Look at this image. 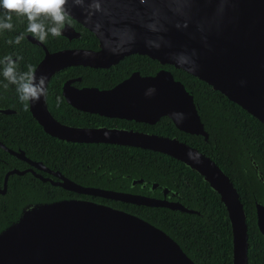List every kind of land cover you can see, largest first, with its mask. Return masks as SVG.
<instances>
[{
	"label": "water",
	"instance_id": "water-1",
	"mask_svg": "<svg viewBox=\"0 0 264 264\" xmlns=\"http://www.w3.org/2000/svg\"><path fill=\"white\" fill-rule=\"evenodd\" d=\"M94 2L73 5L69 0L67 7L69 17L96 36L98 49L46 52L34 70L37 76L46 75V88L50 78L65 67L107 69L134 54L185 71L172 57L195 49L197 70L185 72L264 124V0H99V10ZM150 42L161 46L155 48ZM149 86L156 91L146 96ZM62 93L70 106L83 112L150 125L167 117L177 130L208 140L193 95L168 69L148 76L132 72L103 90L78 89L66 82ZM29 110L45 133L60 140L147 149L194 170L219 195L227 211L232 264H248L246 214L229 177L212 159L175 137L61 124L47 107L46 93L35 103L29 101ZM174 113H183V118ZM190 150L198 154L196 158H188ZM252 166L264 185V175H257L260 169L254 161ZM134 184L144 187L146 182L135 179ZM60 185L122 203L198 214L179 201L166 199L169 188L157 183H152L151 189H161L162 198L84 188L66 179ZM255 215L257 228L264 235V203H255ZM0 264L195 263L168 234L133 214L89 201L60 200L27 207L15 222L0 230Z\"/></svg>",
	"mask_w": 264,
	"mask_h": 264
},
{
	"label": "trees",
	"instance_id": "trees-1",
	"mask_svg": "<svg viewBox=\"0 0 264 264\" xmlns=\"http://www.w3.org/2000/svg\"><path fill=\"white\" fill-rule=\"evenodd\" d=\"M82 31L85 35L77 44L97 50L95 35L87 29ZM161 69L170 70L174 78L181 81L193 95L208 140L177 130L167 117H163L155 127L145 124L138 126L145 127L144 131L148 132L144 133L175 137L197 149L212 159L229 177L246 214L248 264H264V235L257 228L255 215V203H264V185L257 179L252 166L254 161L264 175L263 123L204 81L183 70L163 66L144 55H129L109 69L72 67L64 72L63 78L83 75L88 85L110 88L134 71L141 75H154ZM46 96L49 111L61 123L82 127L106 124L102 121L107 120L97 115H81L66 106L59 94V84L55 86L54 81L49 84ZM15 119L20 123L19 119L23 120V125L27 126L31 144L35 141L40 146L39 150L30 147L28 153L41 152L45 161L56 164L58 160L57 165H61L62 169L72 166L76 169L79 183L84 184L89 179L95 188L123 191L119 186L126 184L127 180L143 179L177 191L185 198L182 205L198 214L99 198L98 201L133 214L161 229L178 243L195 264H232V233L227 211L219 195L194 170L168 155L147 149L110 144H73L52 138L31 117L27 106ZM120 122L123 124L125 121ZM129 124L136 125L134 122ZM0 153L4 154L1 150ZM91 170L94 172L88 178ZM136 186V189L141 188L139 184ZM10 188L11 193L0 203V210L13 217L20 210L17 211L18 198L27 192V188L17 183ZM47 200L42 203H49ZM28 204L30 207L38 203L29 201ZM18 218L16 216L14 220ZM5 221L0 219V230L12 224H6Z\"/></svg>",
	"mask_w": 264,
	"mask_h": 264
},
{
	"label": "flooded vegetation",
	"instance_id": "flooded-vegetation-1",
	"mask_svg": "<svg viewBox=\"0 0 264 264\" xmlns=\"http://www.w3.org/2000/svg\"><path fill=\"white\" fill-rule=\"evenodd\" d=\"M13 24L14 27L12 30H4L3 32H0V56H3L5 54H11L14 58L17 56L20 57V61L18 64V69L20 71H26L28 65H32L33 70H35L37 65L44 58L46 52L54 53L65 49H87V47H83L77 44V42L80 39H82L85 35L82 29H86V28L83 27L78 22H76L75 20H73L72 18H70L69 16L66 19V26L62 32V35L58 37H52L51 35H49V37L44 42H40L36 40L30 33H25V37H26L25 39H22L19 43H10L9 41H12L17 34L23 32L26 28V21L23 18L13 17ZM74 33L78 34V37H72ZM72 67H85V66H81V65L69 66L55 73L48 82L46 88V94L49 84L52 81H54L55 86L59 84V94L66 106H69L77 113H81V115L83 114L96 115V114H91L77 110L66 102L62 93L63 87L66 82H70V85L72 87L78 89L84 87H96V86L88 85L84 81L83 75L66 76L63 78L64 72ZM142 76H148V75H142ZM2 81L3 78L0 77V150L4 152V154L0 153V203L4 202L6 195L11 193L10 187H12L16 183L27 188V192L26 193L23 192V194L18 198V201L19 200L20 201L17 205V211L18 209H20L19 212L12 217V215L7 216L4 213V210L3 212L2 210H0V219H5L6 224L13 223L16 221L14 220V218L16 216L18 218L21 215L20 212H22L24 209L29 207L28 204L29 201H34L40 204L44 202V200H47V198L51 199L50 201L47 200L49 203L60 200H80V201L94 202L97 204H102L105 206L112 207L110 205L98 201V198L99 199H103V198L95 197L89 194L76 193L74 191L63 188L60 185L61 183H64V179H66L84 188H90V187L95 188L89 182V179H86V183L84 184L79 183L77 180V174L75 172L76 169L72 168V166L68 168L63 167L64 169H62L61 165H57L59 163L58 160H56V164H52V161L48 162L44 160L45 157L41 155V152L39 153L37 151L31 154L28 153L30 147H33L34 150H39L40 146H38V143H36L35 141H33L32 142L33 144H31L30 138L28 137L30 135L28 134L29 131L27 129V126L23 125V120L19 119V121L22 122L20 123L15 119L23 111L25 102L19 100L15 85L9 84L8 87H4ZM110 88H99V89L103 90ZM46 103H47V96H46ZM27 109L31 117L33 118L29 110V102H27ZM99 117L100 119L107 120V121H102V122H106V124L85 126L83 128L106 127V128H116V129H124V130H133L137 132H148V131H144L145 129L144 126H138V125L145 124L148 126L155 127L162 119L161 118L156 124L150 125L146 123H137L134 121H127L117 118H107L103 116H99ZM55 120L57 119L55 118ZM120 121H125V122H123L122 124V122ZM58 122L61 123L60 121ZM131 122H134L136 125L131 126L129 124ZM61 124L67 125L65 123H61ZM67 126H71V125H67ZM72 127H82V126H72ZM15 128H17V130ZM52 138L58 139L56 137H52ZM60 141H64L66 143H73V144H107V143H75V142H67L65 140H60ZM110 145H116V144H110ZM93 172L94 170H91L88 173V178L92 176ZM130 180L131 179L127 180V183L124 184L123 186H119L120 188L123 189V191H119V192H126L132 194H140V195L142 194L155 198L164 197L163 194L160 192L161 189L159 188L151 189L152 182L149 183L145 181L146 185L144 187L136 189V187H138L136 185L138 184L130 185L134 179L131 181ZM60 193L62 194V196L58 197ZM165 197L170 201L179 200L181 204L185 200V198L181 196L177 191H172L171 189H169ZM104 200H109V199H104ZM26 204H28V206L24 208ZM0 209H2L1 205H0Z\"/></svg>",
	"mask_w": 264,
	"mask_h": 264
},
{
	"label": "clouds",
	"instance_id": "clouds-1",
	"mask_svg": "<svg viewBox=\"0 0 264 264\" xmlns=\"http://www.w3.org/2000/svg\"><path fill=\"white\" fill-rule=\"evenodd\" d=\"M224 0H221L223 3ZM69 0H0V32L12 30L14 27L13 17L23 18L26 21V28L17 34L10 43H19L25 39V33H30L36 40L44 42L49 35L58 37L66 26V19L69 16L67 7ZM73 5H84L85 0H71ZM94 7L99 10V0H95ZM223 11V9H218ZM179 27V25H177ZM153 47L159 48L158 42H150ZM196 51L181 52L172 57L177 65L185 71L195 72L197 63L195 60ZM20 57H13L11 54L0 56V77L3 78V86L15 85L20 101H31L35 103L46 93L47 77L44 73L39 76L33 70L32 65L27 66L26 71H20L18 64ZM243 84L244 82L241 81ZM156 91L154 86L145 89V95L149 96ZM183 118V113H174ZM198 154L191 150L187 153L189 159H194ZM257 175H262L257 171Z\"/></svg>",
	"mask_w": 264,
	"mask_h": 264
}]
</instances>
